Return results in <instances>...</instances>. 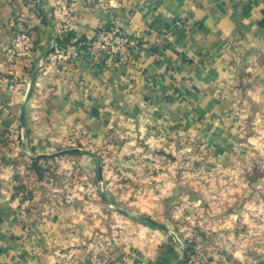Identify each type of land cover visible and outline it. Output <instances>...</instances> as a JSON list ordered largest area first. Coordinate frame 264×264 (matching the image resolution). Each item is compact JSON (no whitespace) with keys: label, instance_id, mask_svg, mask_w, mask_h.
Wrapping results in <instances>:
<instances>
[{"label":"crops","instance_id":"0c3cea01","mask_svg":"<svg viewBox=\"0 0 264 264\" xmlns=\"http://www.w3.org/2000/svg\"><path fill=\"white\" fill-rule=\"evenodd\" d=\"M42 7L49 17L68 9L66 33L56 31L60 48L78 49L98 29L139 37L142 48L121 67L85 55L57 61L50 56L32 83L40 100L35 110L18 77L5 74L1 51L18 29L33 31L39 40L35 66L52 46V34L38 0H0V264H130L133 250L138 264H179L178 247L171 244L92 248L84 209L62 202L56 196L63 190L48 186L32 169L20 139L22 121L35 157L50 155V147L62 142L56 133L76 130L126 161L136 158L126 146L132 124H148L165 146V134L180 128L183 115L194 118L189 128L199 138L210 136L226 152L232 140L224 136L235 127L229 118L234 96L255 104L252 90L264 88V0H43ZM233 86L239 89L230 92ZM173 194L171 188L166 197ZM167 207L162 200L161 209ZM254 261L234 264H264L260 256Z\"/></svg>","mask_w":264,"mask_h":264},{"label":"rangeland","instance_id":"374dc122","mask_svg":"<svg viewBox=\"0 0 264 264\" xmlns=\"http://www.w3.org/2000/svg\"><path fill=\"white\" fill-rule=\"evenodd\" d=\"M118 6L111 3L112 8ZM67 10L62 7L49 17L59 34L67 31ZM99 30L106 29H98L96 33ZM22 32L36 41L37 55L39 40L33 31L18 29L10 43ZM132 37L142 45L139 37ZM88 42L78 49H63L57 44L50 56L57 61L85 55L93 62L86 50ZM1 52L4 66L5 57ZM41 59L30 72L18 78L26 96L32 97L35 110L40 100L31 92L33 86L28 91L27 83ZM100 64L106 65L104 61ZM5 74L13 76L7 69ZM232 88L228 90L234 92L239 89L235 86ZM40 89L41 84H37L36 92L40 93ZM252 92L255 93L251 95L255 104L241 95L234 96L236 107L229 118L230 123L235 122V127L224 136L232 140V146L226 152L212 143L210 136L199 138L193 128H189L194 118L183 115L180 128L169 129L165 134L168 136L165 146L160 143L163 136L149 129L148 124H143L141 128L132 124L125 134L132 140L127 141L126 146L131 147L128 153L132 151L130 155L136 158L126 161L112 158L111 149L94 145L80 131L56 133V137H63L62 142L50 147L48 154L52 156L39 159L38 168L48 186L64 191H58L56 197L62 202L77 205L78 209H84L85 222L90 228L87 241L93 243L94 249L107 251L116 242L126 243L130 248H138L143 244L149 248H159L171 244L178 247L176 263L184 260L182 247L186 249L188 257L185 264L248 263L258 256L264 258V88ZM21 95V90L15 93L16 97ZM34 118L39 121L36 113ZM141 119L148 122L147 117ZM17 136L15 131L11 134L12 138L16 137L13 140L19 143ZM73 148L93 152L101 158L102 171L105 173L102 185L98 178L96 159L60 153ZM102 186L114 206L148 216L169 228L171 234L167 235L149 221L111 210L101 196ZM171 188L175 194L166 197ZM162 200L167 201V210L161 209ZM198 245L201 249L196 253L194 247ZM132 254L134 256L130 264H138L137 252L133 250ZM147 256L150 258L151 252ZM124 263L111 259V264Z\"/></svg>","mask_w":264,"mask_h":264},{"label":"built area","instance_id":"2783aa9c","mask_svg":"<svg viewBox=\"0 0 264 264\" xmlns=\"http://www.w3.org/2000/svg\"><path fill=\"white\" fill-rule=\"evenodd\" d=\"M111 7V2L109 3ZM59 13L56 12V16ZM36 41L28 34L18 33L12 42L2 49L7 72L22 78L34 66L36 57ZM140 41L114 29L99 30L86 44V50L93 63H104L111 67L120 66L130 57H136L140 52ZM198 244V242H197ZM201 246L194 247L196 253Z\"/></svg>","mask_w":264,"mask_h":264},{"label":"water","instance_id":"95a60500","mask_svg":"<svg viewBox=\"0 0 264 264\" xmlns=\"http://www.w3.org/2000/svg\"><path fill=\"white\" fill-rule=\"evenodd\" d=\"M42 2L43 0H38V7H39V10L41 11V13L43 14L46 22H47V25L50 29V32L52 34V46L50 47V49L48 50V52L43 56V58L41 59L40 63L38 64V66H36V68L34 69L31 77L29 78L28 80V91L30 90L31 86H32V83L33 81L35 80L37 74L39 73V71L45 66L50 54L55 50V48L57 47V39H58V36H57V33H56V30L54 29L53 27V24L49 18V16H47V14L44 12L43 10V7H42ZM21 130H22V143L24 145V149H25V152L26 154L34 159V160H39V159H43V158H48V157H51L52 155H41V156H32V154L30 153V150L27 146V144L25 143V136H24V131H25V124H24V119L22 121V125H21ZM61 154H70V153H75V154H81V155H85V156H89L91 158H94L97 160V172H98V178H99V182L100 184L102 185L103 184V181H104V178H103V171H102V161H101V158L94 154L93 152H90V151H87V150H84V149H81V148H73V149H67V150H63L60 152ZM100 193H101V196L105 202V204L113 211L115 212H118L120 214H123L125 216H128V217H133V218H140V219H143V220H146V221H149L151 222L152 224H154L155 226L165 230L167 233L171 234V230H169L167 227L163 226L162 224L152 220L151 218H149L148 216H145V215H142V214H138V213H130L128 211H125V210H122L116 206H114L110 200L107 198V195H106V192H105V189L104 187L102 186L101 190H100ZM182 251L184 253V260H182V262H180L179 264H185L187 262V251L184 247H182Z\"/></svg>","mask_w":264,"mask_h":264},{"label":"trees","instance_id":"16d2710c","mask_svg":"<svg viewBox=\"0 0 264 264\" xmlns=\"http://www.w3.org/2000/svg\"><path fill=\"white\" fill-rule=\"evenodd\" d=\"M41 16V15H40ZM42 17V16H41ZM42 22L46 25V21L45 19H42ZM61 41H60V38L57 39V44L60 45ZM71 155H81V154H75V153H72ZM32 161V169L36 171V173H38L39 176H42V171L40 170V168H38V163H39V160H33L31 159Z\"/></svg>","mask_w":264,"mask_h":264}]
</instances>
